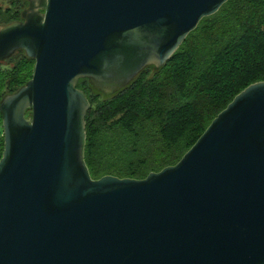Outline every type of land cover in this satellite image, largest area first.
Returning a JSON list of instances; mask_svg holds the SVG:
<instances>
[{"label": "water", "instance_id": "water-1", "mask_svg": "<svg viewBox=\"0 0 264 264\" xmlns=\"http://www.w3.org/2000/svg\"><path fill=\"white\" fill-rule=\"evenodd\" d=\"M23 1L0 25V61H35L0 103V264H264V81L143 179H93L85 161L79 81L117 93L227 0Z\"/></svg>", "mask_w": 264, "mask_h": 264}, {"label": "trees", "instance_id": "trees-1", "mask_svg": "<svg viewBox=\"0 0 264 264\" xmlns=\"http://www.w3.org/2000/svg\"><path fill=\"white\" fill-rule=\"evenodd\" d=\"M0 7V25L21 21L23 0ZM24 5V6H22ZM6 60H14L3 66ZM0 61V103L25 85L35 61L21 50ZM264 81V0H227L200 20L167 63L106 96L82 79L90 102L85 161L93 179H143L174 165L241 90ZM30 115V112H28ZM0 112V158L4 149Z\"/></svg>", "mask_w": 264, "mask_h": 264}, {"label": "rangeland", "instance_id": "rangeland-1", "mask_svg": "<svg viewBox=\"0 0 264 264\" xmlns=\"http://www.w3.org/2000/svg\"><path fill=\"white\" fill-rule=\"evenodd\" d=\"M10 6H12L10 0H0V7H2L3 9H8ZM22 6H24V5H22ZM13 63H14V60H6V61H3L1 63V65L7 66V65H11Z\"/></svg>", "mask_w": 264, "mask_h": 264}, {"label": "flooded vegetation", "instance_id": "flooded-vegetation-1", "mask_svg": "<svg viewBox=\"0 0 264 264\" xmlns=\"http://www.w3.org/2000/svg\"><path fill=\"white\" fill-rule=\"evenodd\" d=\"M29 2H25V7H28L29 6Z\"/></svg>", "mask_w": 264, "mask_h": 264}]
</instances>
